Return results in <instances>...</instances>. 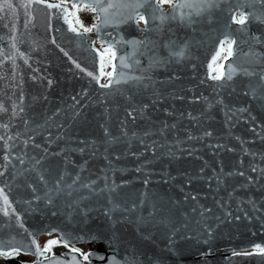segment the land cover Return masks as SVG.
<instances>
[{"label":"water","instance_id":"95a60500","mask_svg":"<svg viewBox=\"0 0 264 264\" xmlns=\"http://www.w3.org/2000/svg\"><path fill=\"white\" fill-rule=\"evenodd\" d=\"M13 3L18 9V29L23 30L24 9L19 7L18 0H13ZM70 5L71 3H68L71 10ZM163 7L165 11H170L169 6ZM34 8L37 9L34 27H30L23 37L24 43L20 45L21 51L31 57L29 60L31 68L17 58L20 72L16 77V83H19L21 76L23 77L22 88L27 117L35 120V123L29 125L34 129L29 135H33L35 143L41 145L39 149L30 146L27 149L28 154L39 158L45 155L43 149L47 148L46 165L53 169L51 179H55L61 172H67L64 183L71 184L79 172L80 182L95 181L94 187L105 191L80 205L81 208L91 209L86 220L78 209L66 206L67 197H61L51 206L35 201L28 205L24 201L31 200L32 193L25 187L24 176H18L13 181L11 173H22L26 169H31L33 161L28 160L23 166L14 161L15 166L9 168L8 175L3 179L12 185L9 199L13 201L16 211L21 214L24 228L38 233L37 240L41 246L42 235L58 237L59 233L46 234L53 228L72 235H78L82 231L98 232L110 238L111 248L106 249L104 244L91 243H78L76 246L83 251L93 249L104 252L109 257L115 256L120 264H130L133 260L135 264H264V257L258 255H233L234 251L238 253L251 251L252 246L258 243L264 246V178L247 187H241L247 184V180L246 177L239 175L225 176L224 184L219 186L214 178L209 180L210 177L221 174V169L224 174L244 171L246 176L251 175L255 180V177L260 175L259 169L264 168V103L245 94L248 92L249 83L259 82L258 77L247 78L238 75L233 81L228 82L229 86L218 89L221 82L214 81L209 76L210 71L213 74L209 64L214 68L216 61L214 62L212 57L217 54L219 41L223 39L224 27L230 21L227 12L216 14L218 23L198 25L195 31L176 22L167 25V29L171 31L166 30L163 33L161 42L170 38L180 43L189 40L191 48L189 57L179 64L173 63L167 68L155 70L153 78L157 81H165L172 75L180 78L173 81L172 85L154 86L165 90V98H159L153 94L152 88L138 91L134 89V95L127 91L124 95H118L115 88H101L102 79L107 82V77L101 75V71L104 72V67L101 68V50L97 53L93 50L85 51L86 46L78 48L75 34L68 31V25L64 23L62 17L53 20V29L49 30L48 10L41 5H34ZM126 25L120 27L127 35L125 40L144 38L139 31L144 28V24ZM57 28L60 29L59 32L55 31ZM239 28V25H232V31L237 38L241 35ZM249 31L264 33V25L254 22L249 25ZM0 35L7 37L10 36V32L0 27ZM87 35L91 41H96L95 32ZM151 35L157 38L155 33ZM53 38L81 64L82 68L98 76L99 83L88 77L86 72L76 69L63 52L51 42ZM97 43L95 48L101 49L100 43ZM0 46L7 48V41ZM125 50L130 52L131 48L125 46ZM123 54L125 51L118 52V55ZM161 54L166 55V52L161 50ZM229 62L224 60L225 69ZM142 63L146 64L147 60L142 59ZM113 64H118V61H112V66ZM33 69L38 70L35 73L39 77L37 80L31 78ZM0 75L5 77L0 80V90L11 95L10 61H5L3 67H0ZM48 79L53 81L51 86L48 85ZM179 89L184 91L179 92ZM84 90H87V95H84ZM174 90L177 94L183 95L184 99H172L168 94ZM218 90L222 92V96L217 95ZM16 92L17 95L13 99L18 98L19 89H16ZM200 96L207 97L209 101L223 99L228 108L217 104L208 108L203 100H194ZM102 98L104 102L100 103ZM144 104L149 107L141 114L140 110ZM131 108L137 109V119L134 122L126 115ZM240 108L248 111L237 112L236 110ZM57 109L61 111L59 115H54ZM233 112L235 115H232ZM188 113L193 116H201V113L205 115L197 122L190 120ZM229 115H232L231 120L228 119ZM8 120L9 116L5 115L0 122ZM12 123L19 127L11 128L10 133L23 131L24 126L19 121ZM37 124L41 127L37 128ZM164 124L176 125V128H169L161 135L160 130ZM58 125H63V129L58 130ZM102 125L108 127L112 137L120 139L110 144L108 142L110 138L105 135ZM62 131H67L71 142L67 136L56 140ZM125 131L126 136L122 135ZM205 131H211L212 137L187 139L189 133L194 137H203ZM49 132L52 134L53 142L46 139ZM145 132L153 134L144 136ZM133 133L137 135L133 136ZM0 134H5L3 129H0ZM141 139L144 145L149 146L148 150L140 143ZM80 141L89 142L87 150L83 153L71 151L86 147L79 143ZM211 145L224 147L214 148ZM153 146L155 152L152 150ZM61 149L67 151L61 155H54L60 153ZM19 154L17 149V155ZM2 155L0 152V157ZM2 163L0 159V164ZM81 165H84L83 171ZM253 166L258 169L256 173L251 171ZM201 168L204 169V178L193 179L189 183V177L200 176ZM28 175L35 179L33 174ZM145 180L149 182L145 184ZM113 186H118L113 195L116 202L122 206L130 208L133 202L139 205L141 198L146 200L145 205L138 207L135 213H114L115 219L119 221L115 224L110 223L103 213L105 207H110L107 197L108 190ZM37 187L41 186L37 184ZM81 194L90 195L86 189L82 190ZM193 195L198 197L196 201L191 199ZM217 201H221L223 207L217 204ZM252 201L255 202V207ZM153 204L157 207L163 206L164 212L158 214L154 222L138 223L137 217L148 218ZM200 206L211 209L206 215L213 217L206 221L214 230L208 243H205L208 237L203 225L196 224V221L201 219ZM194 208L195 213L192 211ZM53 212L57 214L54 216ZM226 213H231V217H226ZM245 213L248 214L247 217ZM166 214L171 216L172 223L159 222ZM124 215L128 216L127 220L123 218ZM237 215L241 217L240 220L234 219ZM216 216L225 222L220 224L214 219ZM185 224L188 225L187 229L183 227ZM176 229H180V232L173 236ZM22 233L23 229L19 227L14 217L9 219L0 214V239L8 240L13 235L19 239ZM170 238L174 241L173 246L169 245ZM65 253L69 251L55 255L59 257ZM203 253L207 255H202ZM23 255L30 256L31 259L21 261L22 264H31L36 259L31 254ZM68 258L70 259V255ZM14 262L20 263L17 260L5 263ZM90 264L105 262L92 259Z\"/></svg>","mask_w":264,"mask_h":264},{"label":"snow or ice","instance_id":"6c2138e0","mask_svg":"<svg viewBox=\"0 0 264 264\" xmlns=\"http://www.w3.org/2000/svg\"><path fill=\"white\" fill-rule=\"evenodd\" d=\"M19 7L24 9V20H23V30L18 29V9L14 5L13 0H0V27L7 29L10 32V36L0 35V44L7 41L8 47L5 48L0 46V67H3L5 61L11 62V80L12 83L9 85L12 90L11 95H7L3 90H0V121H3L5 115L9 116L8 122H0V129L4 130L5 134H0V152L3 153L2 164H0V214L4 217L11 219L15 218L19 227L23 229V233L18 239L17 236L13 235L8 240L0 239V257L11 258L18 256L19 254H31L36 257L31 264H85V262H91L92 259H98L105 264H120V261L116 259L115 256L109 257L104 252H99L93 249L88 251H83L80 247L76 245L78 243H91V244H104L106 249L111 248L110 238L101 235L98 232H86L82 231L78 235H72L71 233L60 232L59 229L53 228L51 232L46 233L51 235V233H59L58 238H53L47 240L43 246L38 243L37 235L38 233L29 231L24 228V224L21 221V214L16 211L13 207V201L9 199L11 193L12 185L6 182L5 178L9 173V168L14 167V161H18L21 166L25 165L26 161H33V166L31 169H26L22 173L12 172L11 179L15 181L18 176H24L25 187L29 189L32 193V199L24 201L25 204L31 205L35 202H43L45 205H54L55 201L61 197H67V207L78 209L85 220L88 217V213L91 209L87 207L81 208L80 205L87 200H90L92 196L102 194L105 189H96L94 187L95 181H90L88 183L80 182V173L76 174V177L72 179L71 184H65L67 172H61L55 179H51L53 175V169L46 165V160L48 156V149L44 148L43 151L45 155L39 158L34 156H29L27 149L31 146L33 148H41V145L35 143V137L29 135V132L34 131L29 127L30 124L35 123L34 119L28 118L26 113L25 105V94L22 88L23 77H20L19 83H16L17 74L20 72V65L17 63V58L23 61L24 65L31 68L29 63L30 55L21 51L20 45L24 43L23 37L28 33L30 27H34V21L36 19L34 5H41L48 10L47 24L49 30L53 29V20H59L61 17L64 23L68 25V31L75 34L77 39V47L86 46L85 51L93 50L100 53V49L95 48L96 42H99L103 53L101 54V68L103 69L105 63V54L110 57L111 61H118V64H113V71L107 73L101 71L102 76L107 77V82L100 84L101 88L113 89L115 88L116 94L124 95L125 91L132 93L133 90H148L153 89V94L159 98H165V90L162 88L154 87L159 84L172 85L173 81L179 80V76L172 75L168 77L165 81H157L153 77L155 75V70L159 68H167L171 64H179L181 61L187 59L190 55L191 42L185 40L182 43L178 42L176 39H168L162 41L163 33L171 31L167 29V25L171 22H176L184 27L192 28L196 30V26L207 24L218 23L216 19L217 13H225L230 16V21L225 25L223 31V39L219 41V50L212 60L215 62L218 57H220L221 52H226L223 56L224 60H229L226 69L223 65L214 69L215 75L210 71L209 76L214 81L221 82L218 85V89H224L228 85V82L233 81L234 77L242 75L247 78L258 77V83H249L248 92L245 94L250 95L253 99L264 103V33H252L249 31V25L252 23H259L264 25V0H71V10L68 7L69 0H59V2H50V0H18ZM167 4L170 11L164 10V5ZM55 9L56 11H52ZM81 11H88L94 14L93 23L89 26H85L79 17ZM8 17V19H5ZM143 22L144 28L139 29L143 34V39H131L125 40L123 36L119 39L111 38V33L106 30L112 28L119 35V29L122 25L129 23H136L139 25ZM232 25H239V32L241 35L239 38L235 36L232 31ZM59 32L60 29H55ZM96 33V41H91V38L87 35L89 33ZM155 33L157 38H153L151 34ZM56 45L57 48L63 52L76 69L81 72H86L88 77H92L99 83V77L94 76L93 72L87 71L85 68L81 67V64L73 59L69 55L68 51H65L60 44L57 43L56 39L53 38L51 41ZM125 46L131 48L128 52L125 50ZM235 46V47H234ZM247 49V50H245ZM161 50L166 52V55L161 54ZM125 51V54L118 55V52ZM231 58V59H230ZM142 59H146L147 63H142ZM117 68L119 69L117 71ZM209 68L213 69V65L209 64ZM260 68L261 70H256ZM125 69H128L126 72ZM32 79L37 80L39 77L35 74L38 70L33 69ZM140 74H136V73ZM5 77L0 75V80ZM48 85L51 86L53 81L48 79ZM203 82V81H202ZM16 89H19V95L17 99ZM235 89H233L234 91ZM184 89H179V92H183ZM84 95H87V90H84ZM168 95L172 99H184L183 95L177 94V91H173ZM217 95L222 96L221 91H217ZM131 99V96L128 97ZM34 100L36 98H33ZM46 99V97H45ZM75 100L76 97H73ZM195 101L203 100L208 108H211L213 104L223 105L224 108H228L224 104L223 99H218L215 101H209L207 97H195ZM7 102H10L7 103ZM104 102V98L101 99L100 103ZM149 105L144 104L140 110L141 114L143 110L147 109ZM60 109L56 110L54 115H59ZM107 111V110H106ZM167 111V110H166ZM232 112L231 109H228ZM237 112H245L248 109L240 108L236 110ZM171 115V113H169ZM127 117L132 118L133 122L137 119V109L131 108L126 112ZM205 113H201V116H193L188 113V118L193 121L199 122L201 117ZM232 115H235L233 112ZM232 115L228 116V119H232ZM79 116V112L76 113ZM183 117V113H181ZM75 118V117H74ZM254 119V118H253ZM12 121H19L23 126V131H15L10 133V129L13 127H19V125H14ZM123 124V121L121 122ZM37 128L41 125L37 124ZM104 128L105 135L108 136L109 143H115L120 138L112 137L108 127L102 125ZM58 130L63 129V125L57 126ZM169 128L175 129L176 125L164 124L163 128L160 130L162 135ZM153 133L145 132L144 136L152 135ZM122 135L126 136L127 132H122ZM136 136V133L132 134ZM213 133L211 131H205L203 137H194L190 133L187 135L188 140L202 139L204 137H212ZM67 136L68 141L71 142V137L68 136L67 131H62L61 135L56 137V140L64 139ZM48 142H53L52 134L49 132L46 137ZM19 141V143H16ZM79 143L86 145L79 149H71V151H79L81 153L87 150L89 146L88 141H80ZM93 144L95 142H92ZM140 143L144 145L143 139ZM145 150H148L147 145H144ZM214 148H223V145H211ZM17 149H19L20 154L17 155ZM153 152H155V147H152ZM231 151V149H228ZM66 149H61L60 153H55L54 155H61L66 152ZM171 152V150H169ZM247 151V150H246ZM255 155V153H251ZM191 155V152H189ZM86 163V162H85ZM84 170V165H81V171ZM139 170V169H138ZM253 173L258 171L257 167L253 166L251 168ZM260 175L255 177L247 175L244 171L238 173H223L221 169V174H216L214 177H210L209 180L213 178L216 180L217 185L224 184L225 176L239 175L241 177H246L247 184L241 187H247L264 178V168L259 169ZM33 174L35 179H31L28 175ZM204 169H200V176L189 177L188 182L191 183L193 179H203ZM215 173V170H214ZM149 181L145 180L144 183L147 184ZM39 184L41 187H37ZM79 185L78 187H76ZM107 187V186H106ZM118 186H113L108 190L109 195L107 197V203L110 207H105L103 209L104 216L112 224L118 223L115 219L114 213L120 212L122 214H132L135 213L138 207H143L146 203L144 198H141L139 205L136 202L131 204V207L122 206L121 203L116 202L114 198V193ZM8 189L6 192L5 189ZM67 189V191L65 190ZM88 190L90 195L81 194L82 190ZM42 192V195H41ZM231 196L232 193H229ZM187 200L188 197L186 196ZM193 201L198 199L197 196L193 195L191 197ZM255 207V202L252 201ZM223 207L221 201H217ZM201 207L199 213L201 219L196 221V224L203 225V229L207 234L208 243L213 236V228L206 222L213 217L206 215V213L211 212V209ZM36 209H33L35 211ZM194 213L196 209L192 210ZM164 212L163 206L157 207L155 204L152 206V211L149 212L148 218L143 216L137 217V222L140 224H147L155 221V217L158 214ZM53 212L52 215H56ZM187 215L186 213L184 214ZM226 217H231V213H226ZM247 217L248 214L245 213ZM123 218L127 220L128 216L124 215ZM250 218V217H249ZM220 224L225 222L221 217H214ZM235 220H240L239 215L234 217ZM160 223H172L170 215H163ZM219 226V225H217ZM187 229L188 225H183ZM180 229H176L173 232V236L178 235ZM203 234V233H202ZM186 237H181L185 239ZM190 238V237H187ZM69 248V253L62 254L61 256H56L53 252V247L61 244ZM169 245L173 246V239H169ZM70 255V259L68 256ZM202 255H207L203 253ZM233 255H243L252 256L258 255L264 257V246L261 244H255L252 246L251 251L244 252H233ZM79 257V258H78ZM130 264H135V260L130 262Z\"/></svg>","mask_w":264,"mask_h":264},{"label":"rangeland","instance_id":"374dc122","mask_svg":"<svg viewBox=\"0 0 264 264\" xmlns=\"http://www.w3.org/2000/svg\"><path fill=\"white\" fill-rule=\"evenodd\" d=\"M79 17H80V19H81V21L83 22V24L85 25V26H89L90 24H92L94 21H93V17H94V14L93 13H91V12H88V11H81L79 14ZM133 27V26H132ZM111 28H108L107 30H110ZM106 30V31H107ZM113 38V37H112ZM142 39H143V37H142ZM100 48H101V45H100ZM101 50V52H102V48L100 49ZM222 55V52H221V54H220V56ZM220 58V57H219ZM106 60H108V56L106 55ZM219 60V59H218ZM104 68H106V64L104 63ZM216 68H218V65L216 66ZM215 68V69H216ZM106 70H108V68H106ZM215 72V71H214ZM213 72V73H214ZM216 74V73H215ZM103 152V151H102ZM166 212V211H165ZM47 240H49V239H47ZM46 240V241H47ZM45 241V242H46ZM58 248V245H56V246H54L53 247V249H57ZM62 249H58L57 251H56V253H59L60 251H61ZM21 259H26V257H21ZM14 260H17L18 262H20V263H15L14 262V264H22L23 262H21L19 259H17V258H15ZM0 264H3L2 262L0 263ZM5 264V263H4Z\"/></svg>","mask_w":264,"mask_h":264},{"label":"bare ground","instance_id":"6f19581e","mask_svg":"<svg viewBox=\"0 0 264 264\" xmlns=\"http://www.w3.org/2000/svg\"><path fill=\"white\" fill-rule=\"evenodd\" d=\"M69 3H71V0L69 1ZM137 25V24H136ZM143 24H141V23H139V25H137V26H142ZM95 45H98V43L96 42V44ZM54 236V235H53ZM46 238V235H42L41 237H40V241H41V243L43 242V240ZM28 257V259L30 260L31 259V257L30 256H27Z\"/></svg>","mask_w":264,"mask_h":264},{"label":"flooded vegetation","instance_id":"af4514ba","mask_svg":"<svg viewBox=\"0 0 264 264\" xmlns=\"http://www.w3.org/2000/svg\"><path fill=\"white\" fill-rule=\"evenodd\" d=\"M28 258V257H27ZM2 263H4V260H3V262Z\"/></svg>","mask_w":264,"mask_h":264}]
</instances>
